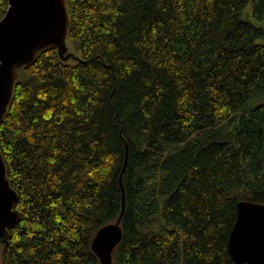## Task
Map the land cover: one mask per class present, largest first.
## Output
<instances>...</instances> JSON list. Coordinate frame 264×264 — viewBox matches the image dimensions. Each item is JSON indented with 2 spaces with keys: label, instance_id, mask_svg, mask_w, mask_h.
<instances>
[{
  "label": "trees",
  "instance_id": "obj_1",
  "mask_svg": "<svg viewBox=\"0 0 264 264\" xmlns=\"http://www.w3.org/2000/svg\"><path fill=\"white\" fill-rule=\"evenodd\" d=\"M68 5L80 62L42 53L0 125L19 195L2 264H101L123 189L113 264H235L238 204H264V0Z\"/></svg>",
  "mask_w": 264,
  "mask_h": 264
},
{
  "label": "water",
  "instance_id": "obj_2",
  "mask_svg": "<svg viewBox=\"0 0 264 264\" xmlns=\"http://www.w3.org/2000/svg\"><path fill=\"white\" fill-rule=\"evenodd\" d=\"M72 16L68 0H9L0 20V125L12 108L21 71L33 66L44 52L56 49L64 63L80 62L70 40ZM71 49V50H70ZM128 147L123 173L128 165ZM121 186L122 176L120 178ZM19 195L8 177V167L0 147V245L8 244L10 230L19 222L16 207ZM103 227L92 242L101 264H113V253L123 238L121 222ZM228 251L235 264H264V204L241 201Z\"/></svg>",
  "mask_w": 264,
  "mask_h": 264
},
{
  "label": "rangeland",
  "instance_id": "obj_3",
  "mask_svg": "<svg viewBox=\"0 0 264 264\" xmlns=\"http://www.w3.org/2000/svg\"><path fill=\"white\" fill-rule=\"evenodd\" d=\"M2 253H3V249L2 246L0 245V264H2Z\"/></svg>",
  "mask_w": 264,
  "mask_h": 264
}]
</instances>
